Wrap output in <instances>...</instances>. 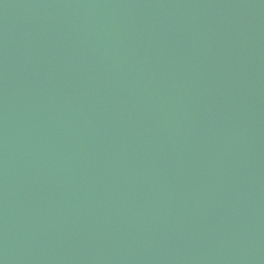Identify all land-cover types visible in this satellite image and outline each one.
Here are the masks:
<instances>
[{
  "label": "water",
  "instance_id": "95a60500",
  "mask_svg": "<svg viewBox=\"0 0 264 264\" xmlns=\"http://www.w3.org/2000/svg\"><path fill=\"white\" fill-rule=\"evenodd\" d=\"M0 264H264V0H0Z\"/></svg>",
  "mask_w": 264,
  "mask_h": 264
}]
</instances>
